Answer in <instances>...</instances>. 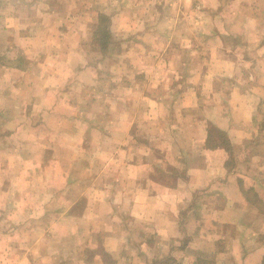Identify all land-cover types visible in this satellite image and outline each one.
I'll use <instances>...</instances> for the list:
<instances>
[{
	"label": "crops",
	"instance_id": "crops-1",
	"mask_svg": "<svg viewBox=\"0 0 264 264\" xmlns=\"http://www.w3.org/2000/svg\"><path fill=\"white\" fill-rule=\"evenodd\" d=\"M0 193V264H264V0H0Z\"/></svg>",
	"mask_w": 264,
	"mask_h": 264
},
{
	"label": "rangeland",
	"instance_id": "rangeland-1",
	"mask_svg": "<svg viewBox=\"0 0 264 264\" xmlns=\"http://www.w3.org/2000/svg\"><path fill=\"white\" fill-rule=\"evenodd\" d=\"M198 7V5H195V9H197V10H195L196 11V13L194 14V17H193V19L194 20H197V21H199V19L201 18V13H200V8H197ZM92 28V27H91ZM179 32V30H177V33ZM106 67L108 66L107 64L105 65ZM104 78H106V79H108V77H104ZM107 80H105V79H103L102 80V82H100L99 83V85H101L102 84V87H103V89H106V86H107V84L105 83ZM170 99H171V97L170 96H168L167 97V103H169L170 102ZM99 108H102V107H100L99 106ZM37 177V176H36ZM40 192H41V189H37L36 190V192L33 194V196H36V197H38V194H40ZM203 192V191H202ZM206 192V191H205ZM204 192V193H205ZM13 194V192H11V196H13L12 195ZM22 195H24L25 193H21ZM213 197V196H212ZM8 199V196H6V197H3L2 195H1V193H0V200H5V199ZM10 200H12V197H11V199ZM7 201V200H6ZM6 201H5V203H0V214H2V215H4L5 216V218H4V220H3V216H0V219H2V220H0V229H3V228H7V227H9V228H11L14 224H16V225H22L23 226V229H25V226L26 225H28L29 226V220H26L25 218H26V216H25V212L27 213L28 212V210L29 209H26L27 207H28V201H26L25 203H22V204H26V205H18V204H16V205H14L13 203H6ZM40 206V205H39ZM21 210H20V209ZM16 209V211H15V214H17L16 215V218H17V220L16 221H14V217H13V215H14V210ZM18 211H21V213L19 212L18 213ZM191 217H192V215H190ZM189 219H190V217H189ZM188 219V217H187V220H183V221H181V223H184V224H186V226L187 227H189V220ZM19 227V226H18ZM22 236L23 237H25V238H30V239H32L33 240V238H36L37 237V235H31V237H29V232H28V230L27 229H25V230H23L22 231ZM186 238L187 237H183V241L184 240H186ZM37 239V238H36ZM54 241H56V238H53V242H51V245L53 246V247H60L61 245H56V243H59V244H63V246H69V243L68 242H65L66 240H61V241H59V242H54ZM182 241V242H183ZM23 242H25L26 244H25V246L27 245V242H28V240L27 241H23Z\"/></svg>",
	"mask_w": 264,
	"mask_h": 264
},
{
	"label": "trees",
	"instance_id": "trees-1",
	"mask_svg": "<svg viewBox=\"0 0 264 264\" xmlns=\"http://www.w3.org/2000/svg\"><path fill=\"white\" fill-rule=\"evenodd\" d=\"M108 16L106 14H103V18L101 19V25L97 30L94 31L93 36L94 38H98L101 41V45L103 48V51H108L110 42H111V34L110 29L108 27ZM215 129V128H214ZM212 131V129H210ZM216 130V129H215ZM210 131V132H211ZM219 137H215L214 139H209V144L211 143L213 147H224L227 150L231 151V143L230 140L225 137L226 134L224 131L220 130L218 133Z\"/></svg>",
	"mask_w": 264,
	"mask_h": 264
}]
</instances>
